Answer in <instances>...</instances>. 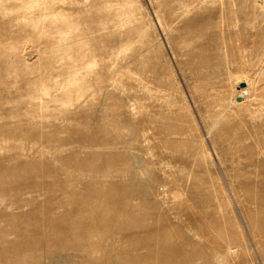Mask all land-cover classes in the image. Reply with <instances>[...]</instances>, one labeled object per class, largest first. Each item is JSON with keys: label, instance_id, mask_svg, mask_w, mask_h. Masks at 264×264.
Segmentation results:
<instances>
[{"label": "rangeland", "instance_id": "rangeland-1", "mask_svg": "<svg viewBox=\"0 0 264 264\" xmlns=\"http://www.w3.org/2000/svg\"><path fill=\"white\" fill-rule=\"evenodd\" d=\"M262 97L264 0H0V264H264Z\"/></svg>", "mask_w": 264, "mask_h": 264}, {"label": "bare ground", "instance_id": "bare-ground-1", "mask_svg": "<svg viewBox=\"0 0 264 264\" xmlns=\"http://www.w3.org/2000/svg\"><path fill=\"white\" fill-rule=\"evenodd\" d=\"M244 80L246 81V87H241V88L234 89L233 92H232V94H231V96L229 97V101L228 102H223L221 100L217 101V104H220L223 107L222 108V111L228 110L233 105H236V106L245 105V104H247L251 100L248 96L239 97V94H240V92L242 90H246V89L248 90L250 88V80H248V79H244ZM254 83L256 84V83H258V81L257 82L255 81ZM251 96L252 95H250V97ZM261 102H262L263 108H258V109H255L254 111L251 110V109H248V113L247 114H248V116H249V118L251 120H253V119L258 118V117L261 116V111L264 110V97L261 98ZM215 117H216L217 120H214V123L216 124L218 122L219 118H220V115L219 114H216ZM155 133H156V131H155V129H153V136H154ZM233 251H234V247L229 244L228 247H227V249L224 252V255L226 257L231 256V254L233 253ZM209 254H210V257L211 258H215L216 255H217V253L214 252V251L213 252L210 251ZM54 263L55 262H51L50 264H54Z\"/></svg>", "mask_w": 264, "mask_h": 264}]
</instances>
